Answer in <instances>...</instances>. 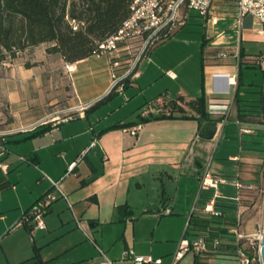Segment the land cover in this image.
<instances>
[{
    "label": "crops",
    "instance_id": "crops-1",
    "mask_svg": "<svg viewBox=\"0 0 264 264\" xmlns=\"http://www.w3.org/2000/svg\"><path fill=\"white\" fill-rule=\"evenodd\" d=\"M212 14L217 20L212 23L203 19V37L199 46L194 42L190 50L191 43L187 39L172 38L183 29L185 22L175 29L171 38L169 36V39L153 44L140 56L134 74L123 88L119 86L116 89L118 95L124 98L121 105L129 106L128 113L111 117L105 123H99V120L89 116L88 110L112 85L115 68L111 67L107 56L93 54L69 63L59 53H47L46 45L41 44L33 47H39L42 52L36 63L29 66L25 63L10 64L7 103L11 108L16 107L18 112L26 111L28 121L35 118L31 115L43 113L44 106L59 102L55 98L57 94L50 97L45 96V92L61 89L65 84L68 97L65 102L67 106L45 113L30 123L10 127L18 129L33 125L48 115L62 116L49 121L51 129L45 132L33 136H28L31 130L17 132H23V138L28 139L29 147L23 155L31 163L18 161L7 146L9 168L6 174L23 165H34L38 180L36 185L29 188L30 196L26 202L17 199L7 209L23 208L25 211L49 191L51 184L44 174L60 180V187L67 199L58 197L50 204L44 217L45 229L34 233L43 245L39 246L33 240L34 251L31 247H24L8 253L0 241L3 252L0 264L24 261L29 264H34L33 261H37L35 264H109L106 258L111 264H125L116 256L118 252L112 250L114 244L122 237L124 248H130V242L125 237L129 227L131 238H134L137 221H148L154 231L155 225L166 216L182 223L187 221L184 237L192 238L204 233L210 240L215 237L221 239L216 251L198 255L196 264H214L218 261L220 264H231L232 261L235 264L234 256L229 255L233 253L230 229L234 227L240 202L236 200L233 206H218L215 199L219 193L215 191L211 200L222 215L210 217L204 209L211 200L206 201L203 197L205 190L209 189L201 185V179L208 170L226 181L229 177H235V182L242 184L251 181L245 177L250 171L245 167L249 155L237 156L235 175L219 173L220 166L210 156L215 147L217 151L224 144L225 120L231 112L236 117V110L233 112L231 107L239 68L242 71V66L249 63L252 57L264 54L261 50H264V45L257 44L255 48H250L247 42L255 45L264 43V33L258 32L260 25L250 15L243 19L242 24L236 23L235 8L228 1L217 2ZM256 49L260 52H255ZM220 52L226 53V56L219 57ZM129 63V59H122L117 69L129 67ZM46 68L51 70L46 71ZM49 72H52L54 81L49 80ZM261 85L264 91V81ZM242 86L240 89L244 90ZM30 87L32 91H28ZM229 88L230 95H221L228 93ZM18 90L24 92L23 97L20 98ZM202 93L207 97V110L215 117L223 115L220 122H215L217 129L210 139L199 136L202 124L194 118L149 120L141 123L136 135L130 134L129 127L110 128L117 123L139 120L138 114L147 116L165 111L168 101L177 96L183 98L178 103L185 107L187 114H194L183 101L195 99ZM17 101L23 104L18 107ZM143 105L145 108H142ZM221 106L227 109L225 113L218 112ZM138 107L140 110L136 117L128 119ZM36 109L38 111L35 113H29ZM71 110L73 114L66 116ZM239 130L242 134L248 133L247 128L239 127ZM229 155V158L235 156ZM207 159L211 161L209 167L205 168ZM14 184L7 182L4 189ZM242 193L243 189H238L240 198ZM237 195L232 197L235 199ZM120 206H127V211L119 212ZM165 209H169V212H165ZM18 214L19 211H15L4 215L0 210V221L3 223L0 238L14 228ZM24 227L29 231L30 223ZM150 240H156L153 232ZM97 246L105 256L101 255ZM46 248L48 251L44 253ZM35 255L36 258L31 260ZM155 258L161 259L158 264L162 263V256ZM170 261L173 263L171 259L168 264H172Z\"/></svg>",
    "mask_w": 264,
    "mask_h": 264
},
{
    "label": "rangeland",
    "instance_id": "rangeland-1",
    "mask_svg": "<svg viewBox=\"0 0 264 264\" xmlns=\"http://www.w3.org/2000/svg\"><path fill=\"white\" fill-rule=\"evenodd\" d=\"M185 12V10L183 11ZM181 20V19H180ZM180 20L178 19L170 31L166 34L162 33L159 35L158 38L154 39L151 43L147 44L146 47H151L153 44L161 43L164 39L171 38V34L181 26L179 23ZM187 23L183 27V29L172 38L176 39H187L190 44L188 49H192V43H197L199 46L202 40V32L204 30L203 18L194 10H189L186 13V19L184 18ZM170 36V37H169ZM169 37V38H168ZM146 37L142 40H136L133 43V46L130 48L129 53H124L122 59H129L130 63L132 64L135 61L138 53L142 49L144 45ZM253 44V45H252ZM257 44L264 43H251L247 42L248 47L255 48ZM41 45V44H40ZM46 45V44H44ZM195 47V46H194ZM145 50V49H144ZM257 53H259V49H256ZM262 51L263 48L261 49ZM41 49L28 47L25 50H21L17 53L15 58H6L4 61L0 62V129H7L10 127H15L20 124H27L36 119H38L41 115L45 113H51L54 109L59 107L67 106L66 101L68 97V88L63 84L61 89H53L48 92H45V96H50L57 94L55 98L59 101L57 104L47 105L44 106L43 109L45 110L43 113H36L31 115V117H35L34 119L27 120L25 116L28 113L26 111L18 112L17 108H11L10 105L7 103V78L9 77V68L11 63L19 64V63H36V59H40ZM142 55V54H141ZM140 58V57H139ZM138 63V62H137ZM137 63L134 65V68L137 66ZM120 65V64H119ZM118 66H115L113 69L114 76L118 78L124 72V69L128 68L124 66L123 68L117 69ZM123 65H126L125 63ZM133 68V69H134ZM50 68H46V71H50ZM241 82L243 84L242 89H256L259 85L263 84L264 81V72L258 66L250 67L247 65L242 66L241 71ZM49 74V80L54 81V76L52 72L47 73ZM124 78V77H123ZM122 79V78H121ZM119 79V81L121 80ZM65 83V82H64ZM33 88L30 87L28 91H32ZM108 92L101 94V99L103 96L107 95ZM231 94V89L229 88L228 93H222L221 95L227 96ZM18 95L21 97L24 96V92L18 90ZM252 93H248V96H251ZM254 95V94H253ZM47 99V98H46ZM123 99V100H122ZM97 101V100H96ZM95 101V102H96ZM94 102V103H95ZM124 102V98L118 95V92L114 90L108 97H106L103 101L98 103L96 106L88 110V115L96 118L99 120V123H105L109 118L114 117L118 114H127L129 106L121 105ZM92 103V105L94 104ZM134 102H132L133 105ZM21 101H17L16 106L19 107L21 105ZM45 104V103H44ZM235 104V103H234ZM231 107V110L235 112L236 105ZM131 105V104H130ZM142 108H145L143 105ZM140 107L135 109V112L128 117L134 118L136 117ZM218 110V109H217ZM218 112H226V108L221 106V109ZM28 111V109H27ZM36 110L29 112L31 114L35 113ZM25 113V114H24ZM73 114V110L66 114V116H70ZM54 118L56 120L61 118L62 116L58 117L57 114L49 115L47 119ZM58 117V118H57ZM126 119V120H128ZM261 119V118H260ZM27 120V121H26ZM40 120V119H39ZM50 120V121H53ZM226 123V130L224 133V137L222 138V142L224 143L221 148H218L216 151L215 149L211 153V159H213L214 163L220 166L221 174H236L237 167H238V158L237 156L242 155H249V162L245 164V167L250 170L248 174H245V177L250 178L251 181L245 183V187L243 188V193L240 198V228L239 232L245 235L251 236V241L256 245L258 243V237L261 233L262 225H263V218H264V152L258 151L262 148V143H260L261 138L257 135L248 134L252 132L250 128H247L248 133L242 134V131L239 130V127H250V124L246 122H236L233 113L229 115V118L225 120ZM254 126H259L254 124ZM24 133H16L14 135L7 136L6 146L12 151V156L15 158H22L24 157L25 150L29 147V143H27L28 139L23 138ZM218 141V140H217ZM218 143V142H217ZM242 148V149H241ZM229 154H235L234 158H229ZM209 157V158H210ZM209 159L205 161V168H208L210 165ZM35 170L34 165H23L19 168L12 169L8 174H4L0 172V180L7 181L9 184L15 182V184L7 189L0 190V210L3 211V214H7V212H15L19 211V218L17 221L20 220L23 214V208H15L12 210H8L14 203L17 202V199H21L22 202H26L29 199L30 193L29 188L36 185L38 180L35 177ZM235 177L227 178V181L221 182L219 188L208 187L209 190H205L204 196L206 201L211 200L214 197V194L217 192L219 193L218 198L215 199V202L218 206H233L236 203V198L234 199V195L238 194V185L235 182ZM16 189V190H15ZM216 191V192H215ZM183 198V196H180ZM212 201V200H211ZM210 201V202H211ZM201 206L197 207L200 208ZM203 208V207H202ZM186 222H181L178 219H175L171 216L164 217L157 225H155V229L153 230V225L146 220H139L135 224V237L131 238L130 227L125 232V237L130 242V248H124V241L121 237L117 243L113 246V251L118 252L119 260L125 262V264H133L131 263L130 259L122 260L121 256L124 251L130 249L133 251L135 255L141 256H151L155 258V256H162V263L161 264H168V261L173 259L174 254L179 250L181 241L183 239L184 230ZM3 227V223L0 221V228ZM6 232V231H5ZM153 232L156 240L151 241L150 236ZM129 233V236L127 235ZM36 240L37 245L41 246L43 243H40L39 237L37 235L31 236L30 232L26 230L24 225L19 224L14 226L9 232H6L2 238H0L2 248L8 253H12L17 251L18 249H23L24 247H31L32 249V241ZM245 246L249 247L250 240H245ZM2 248L0 246V258L3 257L2 255ZM43 248V246H42ZM45 248V247H44ZM249 250L252 251V248L249 247ZM48 250L47 248L44 249V253ZM171 251V253H169ZM50 261V260H49ZM46 262V261H45ZM171 262V261H170ZM172 263V262H171ZM48 264V262H46ZM135 264V263H134ZM150 264V263H144ZM170 264V263H169ZM175 264H194V253L192 251L187 252ZM214 264H220L218 261ZM231 264H234L232 261ZM254 264H260L258 262Z\"/></svg>",
    "mask_w": 264,
    "mask_h": 264
},
{
    "label": "trees",
    "instance_id": "trees-1",
    "mask_svg": "<svg viewBox=\"0 0 264 264\" xmlns=\"http://www.w3.org/2000/svg\"><path fill=\"white\" fill-rule=\"evenodd\" d=\"M131 3L132 0H0V62L6 58H15L19 51L40 44H46L47 53H59L69 63L91 56L94 54L97 42L116 32L123 21L129 17ZM149 49L150 47H146L142 55ZM27 65L29 66L28 63ZM246 65L255 67L251 63ZM135 68L113 85L109 93L98 99L90 108L103 101L119 86L123 88L130 76L134 74ZM240 74L239 68L237 87L233 95L236 105L235 119L239 123L250 124V127L244 128H250L252 132L248 134L259 136L260 143L264 145L263 86L241 90ZM248 93L252 95L248 96ZM182 100L181 96H177L168 101L165 111L149 113L147 116L138 114L139 120L117 123L110 128L131 127L149 120L175 117L194 118L199 124L206 121L220 122L223 119V115L215 117L207 110V97L204 93L195 99L183 101V104L194 111V114H187L185 107L178 103ZM49 129H51L49 122L40 124L31 130L28 136ZM258 151L264 152V146ZM28 163L31 162L28 161ZM6 187L7 182L0 180V190ZM118 210L119 212L127 211V206H120ZM229 255L232 256L233 253ZM197 256L194 257V264L197 263ZM35 258L36 255L30 259ZM36 262L33 261L34 264ZM29 263L24 261L19 264Z\"/></svg>",
    "mask_w": 264,
    "mask_h": 264
},
{
    "label": "built area",
    "instance_id": "built-area-1",
    "mask_svg": "<svg viewBox=\"0 0 264 264\" xmlns=\"http://www.w3.org/2000/svg\"><path fill=\"white\" fill-rule=\"evenodd\" d=\"M219 1H228L235 8V21L239 25L242 24L243 19L250 15L253 17L256 23L260 25L259 33H264V0H132L130 6V15L123 21L121 26L116 32L108 35L104 39L97 42L94 55H104L109 59L111 67L118 66L122 60L124 53H129L134 41L142 40L146 37L144 45L151 43L154 39L158 38L162 33L166 34L173 29L176 21L179 19L180 24L184 25L186 22V13L189 10L196 11L206 22L211 21L215 23L217 18L213 16V7ZM185 10V12H183ZM74 28H76L74 26ZM143 45V46H144ZM146 48V47H145ZM139 55V53H138ZM135 58L134 63L130 64L127 70L118 78L114 76L112 85H116L119 79L128 75L129 71H132L134 65L138 62L139 58ZM219 57H225L226 53L220 52ZM249 63L258 66L264 70V54L252 57ZM231 100V99H230ZM49 116V115H48ZM42 118L37 123L29 126H22L18 129H0V172L6 174L9 168V162L7 160L8 148L6 146L7 136H10L19 131L33 130L38 124L48 123L51 119ZM141 123L135 124L129 127L131 135H136L140 129ZM246 131V130H245ZM20 162H28L24 157L17 158ZM47 178L51 184V189L31 204L22 214L17 225L30 223L29 232L31 236H34L36 230L45 229V214L50 204L58 197H64L67 199V195L60 187V180L51 179L46 174L43 175ZM226 179L222 176H215L208 170L205 171L201 185L203 187H214L221 182H225ZM238 189H243L245 184L237 182ZM236 200L240 201V196H236ZM165 212H169V209H165ZM205 214L210 217H219L222 212L215 208L214 202H209L205 209ZM234 227L230 229L232 235V247L235 264H254L260 263V236L258 237V243L254 245L251 241L250 235H245L239 232L240 228V209L235 214ZM78 223V220H77ZM79 224V223H78ZM250 240L249 247L245 246L244 241ZM221 239L215 237L212 240L209 239L207 234H199L192 238L183 237L179 250L173 256V263L175 264L179 258L189 251H192L195 255L206 254L209 250H215L220 245ZM101 255H104L103 250L98 247ZM122 260L130 259L135 264H158L161 262L160 258H153L151 256L135 255L132 250L128 249L123 252L121 256ZM106 262L111 264V261L106 258Z\"/></svg>",
    "mask_w": 264,
    "mask_h": 264
},
{
    "label": "water",
    "instance_id": "water-1",
    "mask_svg": "<svg viewBox=\"0 0 264 264\" xmlns=\"http://www.w3.org/2000/svg\"><path fill=\"white\" fill-rule=\"evenodd\" d=\"M145 47H146V44L140 50L138 58L143 53ZM130 72L131 71H129L127 74H129ZM216 129H217V127H216V123L215 122L206 121V122L202 123V125H201L200 131H199V136L202 137V138H205V139H210V138L213 137L214 133L216 132ZM259 254H260V262H261V264H264V218H263V225H262L261 236H260V250H259Z\"/></svg>",
    "mask_w": 264,
    "mask_h": 264
}]
</instances>
